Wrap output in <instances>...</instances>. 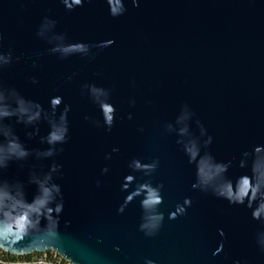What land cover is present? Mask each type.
Wrapping results in <instances>:
<instances>
[{"label":"water","instance_id":"obj_1","mask_svg":"<svg viewBox=\"0 0 264 264\" xmlns=\"http://www.w3.org/2000/svg\"><path fill=\"white\" fill-rule=\"evenodd\" d=\"M125 7L113 18L105 0L71 11L62 0H0V53L12 56L0 69V82L45 109L55 95L62 97L57 112L70 105L69 138L55 157L64 197L59 248L73 264H264L255 243L264 225L243 206L191 189L194 169L175 142L176 116L186 111L194 114L189 130L198 133V119L213 137L208 150L219 160L239 159L252 144L264 143V0H138L136 7L125 0ZM106 39L114 43L85 54L61 58L51 51L58 44ZM84 83L109 92L116 108L111 131L92 124L100 114L86 88L81 94ZM13 126L23 140V127ZM40 128L42 135L46 123ZM36 139L26 143L43 147ZM133 157L159 159L150 180L163 184L157 207L163 221L151 235L140 228L143 194L132 195L149 178L132 173L133 181L121 188ZM40 163L46 168L49 161ZM105 166L108 172L101 174ZM17 174L24 178L10 164L7 175ZM26 191L31 199L34 186ZM185 197L191 198L186 214L169 219Z\"/></svg>","mask_w":264,"mask_h":264},{"label":"clouds","instance_id":"obj_2","mask_svg":"<svg viewBox=\"0 0 264 264\" xmlns=\"http://www.w3.org/2000/svg\"><path fill=\"white\" fill-rule=\"evenodd\" d=\"M91 0H62L65 7L71 11L75 7H81ZM108 14L115 18L125 13V0H105ZM132 6H138V0H132ZM39 34V33H38ZM113 39L99 40L93 44L84 41H76L68 44H58L51 49L59 53L61 58L76 53L85 54L90 48L103 49L111 46ZM90 57L89 59H93ZM12 62L11 53H0V69ZM71 79V77H69ZM31 83H37L34 77H30ZM81 94L87 89L89 100L99 111L100 119L91 122L95 127H103L106 132L111 131L116 108L109 92L94 83L81 84ZM60 95L50 96L48 108L33 100L26 98L14 87H7L0 82V254L7 253L15 257H34L40 255V259L33 264H73L58 246V220L63 210L64 197L61 186L56 182L62 175L61 164L55 157L61 152L62 145L68 141V119L70 105L63 104ZM130 104L134 101L130 100ZM192 113L182 111L176 116L178 139L175 141L181 147L187 158V163L194 169V179L191 189L202 193L211 194L214 198L226 201L229 206H243L249 210L250 218L264 225V143H254L240 153L239 159L235 157L228 160L217 159L209 150L213 137L208 134L205 127L198 119L193 121L198 133L189 130L188 121ZM132 114L128 113L127 119ZM85 120L90 117L85 116ZM41 121L47 125V131L40 134ZM13 124L20 125L24 129V139L17 134ZM168 131L172 126L166 125ZM142 131V129H140ZM43 147H29L26 141L33 140ZM113 148L112 152H117ZM106 160L111 158L110 153H105ZM34 163H28L29 160ZM49 161L47 167L40 163ZM15 163L20 175H7L10 164ZM159 159L142 161L133 157L127 163L131 173L123 176L121 188L127 186V182L134 179L132 173H140L145 179L138 184L136 192L142 193L141 207L145 212V222L140 225L146 234L151 235L157 230L162 221L163 213L157 211L158 205L163 202V184L153 185L150 177L156 171ZM238 169V172L230 171ZM101 174L108 172V167L101 168ZM99 186L100 181H96ZM28 186H34L31 199L27 196ZM132 195L126 197V201L132 199ZM191 206V198L185 197L174 205V210L169 214V219H176L186 214ZM118 211H122L118 209ZM45 223L41 226V219ZM221 237L224 232L217 229ZM255 243L261 252H264V229L255 234ZM221 242L212 252L216 256L221 252ZM51 256V260L48 257ZM0 264H3L0 261ZM153 264V261H146ZM232 264H247L246 261L233 260Z\"/></svg>","mask_w":264,"mask_h":264},{"label":"trees","instance_id":"obj_3","mask_svg":"<svg viewBox=\"0 0 264 264\" xmlns=\"http://www.w3.org/2000/svg\"><path fill=\"white\" fill-rule=\"evenodd\" d=\"M40 255L37 254L34 257H15L12 255H9L7 253L0 254V261L3 262V264H33V261L39 260ZM49 260H51V256L48 257Z\"/></svg>","mask_w":264,"mask_h":264}]
</instances>
